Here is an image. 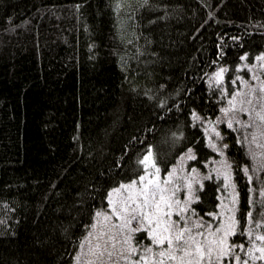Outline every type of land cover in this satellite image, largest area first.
Here are the masks:
<instances>
[{
  "label": "trees",
  "instance_id": "obj_1",
  "mask_svg": "<svg viewBox=\"0 0 264 264\" xmlns=\"http://www.w3.org/2000/svg\"><path fill=\"white\" fill-rule=\"evenodd\" d=\"M263 53L264 0H0V264H73L107 193L143 172L149 149L161 173L189 148L203 171L215 154L192 113L219 116ZM226 134L230 242L248 247L246 213L264 223V198L251 202V159ZM218 189L203 181L195 216L215 212Z\"/></svg>",
  "mask_w": 264,
  "mask_h": 264
},
{
  "label": "snow or ice",
  "instance_id": "obj_2",
  "mask_svg": "<svg viewBox=\"0 0 264 264\" xmlns=\"http://www.w3.org/2000/svg\"><path fill=\"white\" fill-rule=\"evenodd\" d=\"M233 39L236 38L234 37ZM240 59L247 60V56L242 55ZM255 59L264 62V55L257 56ZM245 67H248V65H245ZM261 67L264 68V63H261ZM226 71L228 69L222 67L214 74L213 79L217 85L222 82L223 73ZM249 71H251V68H249ZM239 79L241 78L237 77V80ZM260 91H264V88L260 89ZM236 95H239V93ZM229 103L232 104V101L230 100ZM223 111L227 114L228 109H224ZM261 118L264 119V117ZM192 119L199 121L200 117L196 113H192ZM228 127H232L231 122L228 123ZM215 135L219 137L220 133L216 132ZM210 146L213 150H216L215 144L210 142ZM187 158L189 160L196 159L191 148L188 149ZM138 162L144 166V174L139 175L127 184H120L107 193L111 215L99 211L96 213L98 222L101 217L103 221H109L112 216H115L121 222L118 225H114V227L119 228L122 234V240L120 241L122 246L116 252L118 259L114 260L113 264H120L121 260L125 261L126 264H133L131 257L137 255L138 248L132 246V233L139 231H146L152 243L161 248V251L158 253L159 257L176 260L177 253H180L181 264H184L185 259L187 264H225V261L228 264H253L256 260L264 261V246H258L255 243V241H260L264 244V235H253L255 228L264 227V223L259 221L252 222L253 216L251 211L246 213V219L250 222V227L252 228V231L248 233L251 247H247L244 243L237 244L235 241L230 242V237L236 235V221L233 216L229 217L231 223L227 226L221 223L215 228H213L211 223L203 222L202 219L192 220L195 210H190L189 205L199 199V197L193 194V182L199 184L201 190L203 189V184L198 179L196 168L190 170L194 174L191 177V182L182 184H174L172 176L175 175V169H173L172 173L168 174V177L163 181L164 185H173L170 190L171 195H165L169 189L162 187L161 183L155 179V174H158L160 169L152 159L151 149ZM149 168L154 169L155 173L149 172ZM216 171L219 173L220 170L216 169ZM243 171L247 175L249 169L245 168ZM203 179H212V176L206 175ZM225 179L227 180V177ZM248 179L249 182L252 181L251 176H248ZM182 187L188 189L189 198L184 202H181L179 199H173L175 192L179 191ZM122 193H126L127 195L119 200L114 199V197H121ZM260 195L264 196V192H261ZM232 211V209H229V212ZM173 214L179 217V219L173 220ZM206 215L212 216L213 219L219 218L218 214L214 212L206 213ZM133 221L137 225L135 228L131 227ZM181 222L183 223L181 224ZM194 229L196 230L195 232ZM244 234L241 231L240 235ZM198 237H202V239ZM114 241L115 237H110L106 241L104 248L95 253L97 259L102 260L105 255H107L108 259H113V252L107 251V248L109 242H111V248L115 250L116 243ZM165 243L168 245L167 250H163L162 248ZM152 251L151 247L143 249V254L140 255L139 260L135 261L134 264H148L149 254ZM241 252L244 253V258L241 257ZM76 259L79 264L80 257H76ZM158 264H164V260L160 259Z\"/></svg>",
  "mask_w": 264,
  "mask_h": 264
},
{
  "label": "rangeland",
  "instance_id": "obj_3",
  "mask_svg": "<svg viewBox=\"0 0 264 264\" xmlns=\"http://www.w3.org/2000/svg\"><path fill=\"white\" fill-rule=\"evenodd\" d=\"M262 55H264V53ZM261 63L264 62H260L255 59V62H253L252 65L244 67L246 72H249V78L246 79L243 76H239L241 78L239 79L240 88L237 89L231 97H226L224 99V104L222 105L221 113L219 116H217L213 120H209L208 118H204L198 115L200 119L199 121H197V123L202 125L207 145L212 151H214L215 154L213 158H211L204 165L203 171L196 168L198 179L202 184L204 180H213L217 183L220 182V189L217 196L218 206L214 212L218 214L219 218L213 219L212 216L207 215V218L202 219L205 223H211L213 228L221 223H223L224 226H227L229 223H231L229 217L233 216L235 218L236 216V182L233 181L234 171H232L231 169V161L226 157L225 154V148L229 146L225 138V135H228L226 134L227 131L233 132L238 138H240V142H242V145L244 146V148H246L247 155L249 159H251L249 166L241 168L242 171L245 168L249 169V172L245 178H247V180L249 181L248 176L252 177L251 182L254 183V186H252L250 189L251 192L255 194L257 192V197L253 199V201L251 198V202L259 206V201L264 198V196L260 195L261 192H264V119L261 118L264 117V91H260V89L264 88V68L261 67ZM220 68H222V66L215 69L209 74L207 80L209 86L214 88L222 87L223 84L221 83H223L225 73H223L222 82L219 85H217V83L213 79L214 74L219 71ZM249 68H251V71H249ZM253 77L257 78L254 79ZM237 93H239V95H236ZM221 94L224 95L223 90ZM230 100L232 101V104L229 103ZM249 101H251V103H249ZM224 109H228L227 114H225V112L223 111ZM229 122H231L232 124L231 128L228 127ZM223 128L227 129V131ZM216 132L220 133L219 137L215 135ZM210 142L216 145V150H213V148L210 146ZM225 145H227V147H225ZM192 153L195 155L194 151H192ZM151 154L153 159V152H151ZM187 154L188 150L180 155L178 159H176L175 163L170 166L167 172L161 173L159 171L158 174H155V179H157L161 183V186L169 189V191H167L165 195H171L170 190L172 189L173 185H164L163 181L168 177V174L172 173L173 169H175V175L172 176L174 184L191 182V177L194 174H192L190 170L195 167L190 166L191 160L187 158ZM156 166L159 168L157 164ZM216 169L220 170L219 173H217ZM149 172L155 173V170L149 168ZM142 174H144V172H142L140 175ZM206 175H211L212 179H203V177ZM225 177H227V180L225 179ZM129 182L130 181H128L127 183ZM192 190L194 196L198 197L197 193L200 190V185L193 182ZM126 195V193H122L121 197H114V199L119 200ZM188 198V189L186 187H182L179 191H176L175 196L173 197V199H179L181 202H184ZM192 204L193 202L189 205L190 210ZM229 209H232L233 211L229 212ZM99 212L111 215L109 204H107L105 210H99ZM261 212L263 213L264 210L259 211V213ZM96 213L92 220V224L89 226L88 230L86 231L87 233L85 234V237L80 242V245L75 252L73 264H78L76 257H80L79 264H113V261L118 259V257L116 256V252L122 246L120 243V241L122 240V234L120 233L119 228L114 227V225H118L121 222L118 221L115 216H112L111 220L109 221H103L101 217L99 218L98 222ZM172 219L178 220L179 217L173 214ZM197 219H201V217L195 215L192 217V220ZM256 221L257 219L253 220L252 222ZM182 223L183 222H181V224ZM93 225H95V227H93ZM247 225L248 226L244 236H246V241L249 243L248 233L252 231V228L250 227L249 221L247 222ZM131 227H137L135 221H133ZM238 229L239 228L236 223V234L238 233ZM195 231L196 230L194 229V232ZM143 232H145L148 237L147 232ZM139 233L140 231L132 233V246L138 248L137 255L131 257V261L133 262V264L135 261L139 260L140 255L143 254V249L148 247H151L153 250L152 253L149 254L148 264H158V261L160 259L164 260V264H181V260L179 258L181 255L180 253H177L176 260H169L167 257H159L158 253L159 251H161V248L154 245L151 239H149L150 242H147V245H145L146 243H143L142 241L136 243L135 237ZM253 235L263 234L261 232H258V230L255 228ZM110 237H115L114 242L116 243L115 250L111 248V242H109V246L107 248V251L113 252V259H108L107 255H105L104 259L102 260L97 259V255L95 253H98L100 249L104 248L106 241H108ZM198 238L202 239V237ZM255 243L258 246H264V244H262V242L260 241H255ZM81 245H83V247H81ZM248 247H251L250 243ZM162 248L163 250H167V243H165ZM255 254L259 255L258 253ZM120 264H126V262L121 260ZM184 264H187L186 259L184 261ZM253 264H264V261L256 260L253 262Z\"/></svg>",
  "mask_w": 264,
  "mask_h": 264
}]
</instances>
